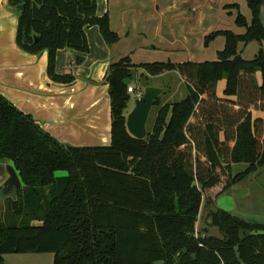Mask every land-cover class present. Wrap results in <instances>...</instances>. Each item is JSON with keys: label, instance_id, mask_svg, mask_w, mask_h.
Here are the masks:
<instances>
[{"label": "trees", "instance_id": "trees-1", "mask_svg": "<svg viewBox=\"0 0 264 264\" xmlns=\"http://www.w3.org/2000/svg\"><path fill=\"white\" fill-rule=\"evenodd\" d=\"M245 1L250 21L237 4L223 7L236 11L243 33L204 37V46L224 38L216 60L133 64L123 57L108 66L109 145L62 144L0 94V160L21 181L10 215L0 218V264L6 254L25 253H51L53 264H264V224L217 209L207 217L221 236L196 232L203 198L212 204L264 167V51L249 60L237 51L239 43H264V0ZM8 5L17 14V47L46 51V75L55 83L74 81L56 72V54L88 53L86 28L97 27L107 45L119 40L108 14L96 13V0ZM137 68L144 72L140 80L176 72L185 89L176 102L156 98L143 139L128 133L124 115ZM236 164L245 168L233 174Z\"/></svg>", "mask_w": 264, "mask_h": 264}, {"label": "crops", "instance_id": "crops-1", "mask_svg": "<svg viewBox=\"0 0 264 264\" xmlns=\"http://www.w3.org/2000/svg\"><path fill=\"white\" fill-rule=\"evenodd\" d=\"M227 4L234 3L223 0H96V13L108 14L110 29L118 34L119 40L107 45L97 27L86 28L88 53L80 54L66 48L57 51L56 72L74 76L72 83L61 84L52 82L46 75V51L34 55L17 47L16 11L8 5V0H0V94L18 110L30 114L45 132L62 144L74 147L109 145L110 102L108 85L104 81L108 66L123 57H129L133 64L147 63L146 58L154 52L166 53L165 58L171 62H178L172 59L176 53L187 54L181 62H202L196 59V52L216 41L219 44L216 53L223 48L220 47L224 44L222 36H217L208 46H204L203 40L216 31L205 26L214 6L227 14L230 12L229 15L234 14V9L223 8ZM134 80L133 84L136 77ZM221 83L218 90L223 87ZM135 88L130 96L137 97L141 92L137 85ZM184 96L185 92L180 94V98ZM253 116H261V113L254 112ZM7 165L0 160V185L8 177ZM49 254H6L3 264H53V254L50 260L46 256Z\"/></svg>", "mask_w": 264, "mask_h": 264}, {"label": "rangeland", "instance_id": "rangeland-1", "mask_svg": "<svg viewBox=\"0 0 264 264\" xmlns=\"http://www.w3.org/2000/svg\"><path fill=\"white\" fill-rule=\"evenodd\" d=\"M225 2H233L238 5V11L246 18L247 21L251 19V11L248 8V5L245 0H223ZM235 10L234 14L229 15L226 13L225 10H220L217 6H214V10L211 11L210 18L207 22H205V26L209 30H218V29H225L230 30L236 34H241L245 31L243 27H239L234 23L235 19ZM260 17L264 19V9L261 8ZM209 31V32H210ZM223 41L224 38L221 37ZM220 46L221 48L223 47ZM220 48V49H221ZM216 49H219L218 41L214 43H210L209 47L204 48L201 52H196L195 57L198 61H205V60H216L217 53ZM259 49L264 51V43H259L257 41H251L246 45L241 43L238 44V54L243 59H252L254 55L257 53ZM166 53H159L154 52V55L147 57L145 62H157V61H167ZM185 55L183 53L174 54L173 58L174 61L181 62L185 59ZM190 55V54H189ZM141 74H144L143 70H137L134 74V79L140 80ZM259 77V74H257ZM132 80L130 83H133ZM146 84V85H145ZM223 84V82L221 83ZM140 91L143 92L145 87L157 85L158 87H162L166 89V93L160 94L161 102H176L180 99V94L185 92L182 78L176 72H168L164 73L159 76H148L147 79L141 78L140 81L135 82ZM130 99L127 103V108L125 110V116L132 110L134 107L135 102V95L129 96ZM154 107H152L147 122L146 127L148 129L151 128L153 116H154ZM245 168L244 164H236L232 165V173H237L242 171ZM65 172L58 171L56 175H64ZM12 197H6L5 201L0 203V217L4 216L7 218L9 213V202L12 200ZM223 210L234 215H237L246 221L249 222H258L264 223V167L259 168L258 170L254 171L248 177L234 183L231 185L224 193H221L212 204H209L205 198H203L200 214L196 223V232L197 235H214V236H221L219 230L210 225L208 221V214L210 210ZM10 223V221H7ZM34 225H39L40 221H33ZM49 256V260L51 258V254L46 255ZM51 264V263H50Z\"/></svg>", "mask_w": 264, "mask_h": 264}, {"label": "water", "instance_id": "water-1", "mask_svg": "<svg viewBox=\"0 0 264 264\" xmlns=\"http://www.w3.org/2000/svg\"><path fill=\"white\" fill-rule=\"evenodd\" d=\"M76 62L78 57L75 58ZM164 91L163 88L147 86L140 92L134 102V107L128 113L125 126L128 133L137 138L143 139L146 136V122L156 98ZM7 179L0 185V203L6 197H15V192L21 187V181L11 165L6 166ZM213 210V209H212ZM213 211H216L215 209Z\"/></svg>", "mask_w": 264, "mask_h": 264}, {"label": "built area", "instance_id": "built-area-1", "mask_svg": "<svg viewBox=\"0 0 264 264\" xmlns=\"http://www.w3.org/2000/svg\"><path fill=\"white\" fill-rule=\"evenodd\" d=\"M135 84H133V83H130L129 85H128V87H127V92L128 93H135ZM139 95V94H138ZM137 95V96H138Z\"/></svg>", "mask_w": 264, "mask_h": 264}]
</instances>
